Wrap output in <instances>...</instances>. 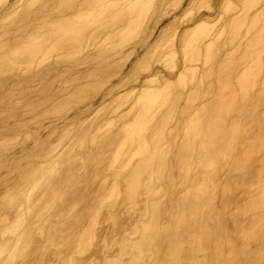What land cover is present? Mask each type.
Wrapping results in <instances>:
<instances>
[{
    "label": "bare ground",
    "instance_id": "bare-ground-1",
    "mask_svg": "<svg viewBox=\"0 0 264 264\" xmlns=\"http://www.w3.org/2000/svg\"><path fill=\"white\" fill-rule=\"evenodd\" d=\"M0 264H264V0H0Z\"/></svg>",
    "mask_w": 264,
    "mask_h": 264
},
{
    "label": "rangeland",
    "instance_id": "rangeland-1",
    "mask_svg": "<svg viewBox=\"0 0 264 264\" xmlns=\"http://www.w3.org/2000/svg\"><path fill=\"white\" fill-rule=\"evenodd\" d=\"M202 10H204V8H203ZM139 49H141V48H139ZM131 58H133V56L129 57V61L131 60ZM129 61L127 60V61H126V64H128ZM48 120H49V119H47V121H48ZM47 123H48V122H47ZM29 141H30V140H29ZM29 141H27V142H29Z\"/></svg>",
    "mask_w": 264,
    "mask_h": 264
}]
</instances>
